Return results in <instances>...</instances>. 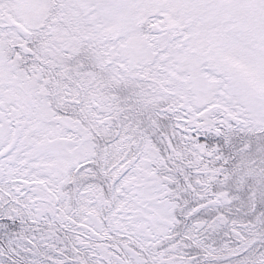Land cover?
<instances>
[{"label": "snow or ice", "instance_id": "obj_1", "mask_svg": "<svg viewBox=\"0 0 264 264\" xmlns=\"http://www.w3.org/2000/svg\"><path fill=\"white\" fill-rule=\"evenodd\" d=\"M0 264H264V0H0Z\"/></svg>", "mask_w": 264, "mask_h": 264}]
</instances>
